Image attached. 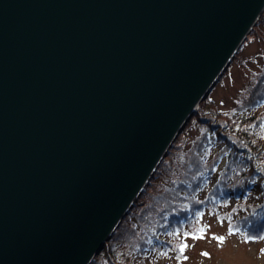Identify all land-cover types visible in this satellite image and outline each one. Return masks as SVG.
<instances>
[{"label": "water", "instance_id": "obj_1", "mask_svg": "<svg viewBox=\"0 0 264 264\" xmlns=\"http://www.w3.org/2000/svg\"><path fill=\"white\" fill-rule=\"evenodd\" d=\"M264 0H0V264H90Z\"/></svg>", "mask_w": 264, "mask_h": 264}, {"label": "rangeland", "instance_id": "obj_2", "mask_svg": "<svg viewBox=\"0 0 264 264\" xmlns=\"http://www.w3.org/2000/svg\"><path fill=\"white\" fill-rule=\"evenodd\" d=\"M258 21L260 23L264 21V12ZM263 40V27L251 31L242 44L241 55L230 62L210 90L208 95L214 99L218 109L229 110L235 103H239L238 100L241 99V96H244L242 95L243 92H246L250 81L260 70L254 59L259 58L258 55L261 54L260 62L264 60ZM193 116L177 136L171 151L166 154L131 210L120 222L111 236L113 240L110 238L111 241L106 242L109 245L108 251L115 254L114 259L116 261H118L117 256L124 255L123 264H264V239L260 238L259 232L241 233L232 229L239 227V224L235 222L236 219L231 222L229 217L234 213L236 216L238 213H242L240 217H243L251 209L250 205H253L247 200L240 201V199H236L233 203L223 202V200L208 203L207 209L200 216L198 224L192 221V210L183 223V228H185L182 232L186 233L180 235L186 245L184 254L179 255L177 252V244L182 241L177 240L179 236H173L172 228L182 229L180 227L182 223H170V221L175 213L183 208L184 204L190 207L197 199L192 195L195 187L187 188L184 194L179 196L180 190L176 187L173 178L176 175L178 179L187 177L182 172L188 169H179L181 168V165H178L180 159L176 158L180 154L186 156L188 153L187 159L189 160L191 153L188 147L193 143L194 136H198L207 128L202 123H197ZM190 121L195 125L181 135ZM180 136L185 137L180 138ZM197 208L199 207L194 209ZM166 224L173 227L169 228L172 231L165 236V242H161V244L163 248L168 247V249L172 246L174 251H171V255L165 254L160 259L142 255L139 258L141 259L139 263H132L130 256L140 252L147 241L146 237L152 233L156 235L158 232H163L160 234L164 235L168 231ZM200 229H203L202 233ZM253 235L257 237L252 240H245V236L252 237ZM200 236L203 238H193ZM218 237H224L223 241H219ZM96 260L97 264H106V261L99 254L96 256Z\"/></svg>", "mask_w": 264, "mask_h": 264}, {"label": "trees", "instance_id": "obj_3", "mask_svg": "<svg viewBox=\"0 0 264 264\" xmlns=\"http://www.w3.org/2000/svg\"><path fill=\"white\" fill-rule=\"evenodd\" d=\"M255 26V29L264 28V21L261 23L258 21ZM254 28L252 31H255ZM242 50L243 45L234 58L240 56ZM258 57L260 58L261 54ZM259 58L254 60L260 70L250 81L246 92L242 94L244 96L238 100L239 103H235L229 110L218 109L214 99L208 95L194 112L196 122L207 128L198 136H194L193 143L188 147L191 153L189 160L188 153L186 156L180 154L176 158L180 159L179 169H188L182 172L187 177L178 179L176 175L173 179L180 190L179 196H182L187 188L195 187L192 195L197 200L190 207L184 204L171 219L170 223H182L180 226L182 229L166 224L168 231L164 235L160 234L163 232H158L156 235L152 233L146 237L147 241L140 252L130 256L132 263H139L142 255L153 259H160L165 254L171 255L174 251L172 246L170 250L168 247L163 248L161 244L165 242V236L171 233L172 230L169 229L171 227L173 236H179L177 240L182 241L177 244V252L183 255L180 246L185 243L180 235L186 233L182 232L185 228H183L185 219L193 210L192 221L198 224L200 216L207 209V204L212 202L223 200L233 203L236 199L251 202L253 204L250 205L251 211L249 210L243 217H240L242 213H238V216L234 213L229 217L231 222L236 219L235 222L239 224V227L232 229L241 233L259 232L260 237L264 236V60L260 62ZM193 125L195 124L190 121L181 135L189 131ZM196 207L199 208L194 209ZM108 249L109 245L106 243L99 253L106 264H123L124 255L117 256L116 261L115 254L113 252L111 254ZM91 264H97L96 258Z\"/></svg>", "mask_w": 264, "mask_h": 264}, {"label": "snow or ice", "instance_id": "obj_4", "mask_svg": "<svg viewBox=\"0 0 264 264\" xmlns=\"http://www.w3.org/2000/svg\"><path fill=\"white\" fill-rule=\"evenodd\" d=\"M200 232L202 233L203 232V229H200ZM193 238H203L202 236L200 237H193ZM261 239H264V237H260ZM219 241H223L224 237H218L217 238ZM252 239H255L254 237H251V236H245V240L248 241V240H252ZM186 245H181L180 246V252L183 253L184 252V249H185ZM204 255H207V253H204ZM186 259V257H185Z\"/></svg>", "mask_w": 264, "mask_h": 264}]
</instances>
